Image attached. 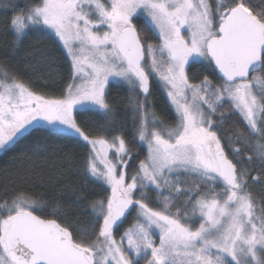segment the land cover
Masks as SVG:
<instances>
[{"label":"snow or ice","instance_id":"snow-or-ice-1","mask_svg":"<svg viewBox=\"0 0 264 264\" xmlns=\"http://www.w3.org/2000/svg\"><path fill=\"white\" fill-rule=\"evenodd\" d=\"M5 10L14 39L56 45L63 65L39 50L0 59V151L29 141L0 181V264H264V0ZM158 91L170 123L153 110ZM232 116L234 141L221 126ZM69 145L85 150L79 164ZM52 157L65 171L38 189L37 161Z\"/></svg>","mask_w":264,"mask_h":264},{"label":"trees","instance_id":"trees-1","mask_svg":"<svg viewBox=\"0 0 264 264\" xmlns=\"http://www.w3.org/2000/svg\"><path fill=\"white\" fill-rule=\"evenodd\" d=\"M26 3V0H0V59H4V52L7 50L9 55L8 59L11 63H15L16 61L12 60V56H16L17 60L24 59L29 56L30 53L39 50L40 52L45 53L46 55L50 57H54L56 60V63L59 65H63V56L62 52L63 49H57L56 45L45 41L38 39L34 35H30L25 37H20L18 40L13 38V35L8 31V29L5 26V18H6V7H10L16 4H20L23 6ZM17 52L19 53L17 55ZM59 82V80H57ZM117 85V88L114 89L113 95H116L119 93L121 97H123L126 93V87L122 86L119 83H114ZM150 101L153 104V110L155 111L157 117H159L160 120L164 121L165 123L171 122V117L174 113L169 112V103L166 99L165 94L162 91L155 92L152 97L149 98ZM125 104L123 100L120 102V113L117 119H119L120 116L125 115ZM128 117H131V113L128 112ZM85 119H91L93 121L98 120L97 117H85ZM237 124V120L234 116H232L230 119L222 122V130L223 134L228 139L235 140L233 136V131L235 130L233 128V125ZM129 126H130V119H129ZM29 143V141H24L23 143H20L15 146V149L13 151L8 152L7 155L4 154L2 151L0 153V181H2L6 174L10 175L12 172V158L16 156L18 153L22 152L25 148V146ZM133 150L134 155H138L140 158H143V148L139 143H136L135 145H130ZM65 151H71L72 156V164H79L85 154V150L83 148L79 147H73L71 145L68 146ZM138 162V161H137ZM37 164L39 166L38 172L36 175L33 176V180L37 186L38 189H40L41 181L47 182L48 174L54 170V168H59L60 171H65V165L62 161L58 160L55 157L49 158L46 161H37ZM134 168H130L129 172H133ZM256 173L254 172L253 175ZM69 181L72 182V184H78L81 183V178L74 177V176H67V179L64 181L65 183H68ZM261 186H256V191H260ZM96 191H99V189H96ZM62 195H65V199L67 201V207L64 209L66 214L69 216L70 219H75L78 216L81 215V213L77 210L76 206L72 203L73 199H75V191L73 186H69L67 191L65 193H61ZM151 195V194H150Z\"/></svg>","mask_w":264,"mask_h":264},{"label":"rangeland","instance_id":"rangeland-1","mask_svg":"<svg viewBox=\"0 0 264 264\" xmlns=\"http://www.w3.org/2000/svg\"><path fill=\"white\" fill-rule=\"evenodd\" d=\"M113 83H119V84H121L122 86H124V87H126L127 88V86L126 85H124L122 82H120V81H113ZM166 96V95H165ZM166 99H167V97H166ZM169 103V102H168ZM143 146V145H142ZM2 151H0V153H1Z\"/></svg>","mask_w":264,"mask_h":264}]
</instances>
